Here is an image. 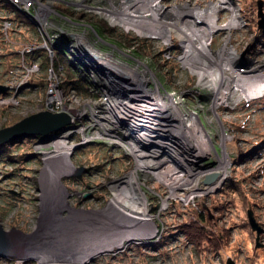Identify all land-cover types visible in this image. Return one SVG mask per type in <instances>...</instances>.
I'll list each match as a JSON object with an SVG mask.
<instances>
[{"label": "rangeland", "instance_id": "rangeland-1", "mask_svg": "<svg viewBox=\"0 0 264 264\" xmlns=\"http://www.w3.org/2000/svg\"><path fill=\"white\" fill-rule=\"evenodd\" d=\"M66 1L56 4V8L72 20L83 23L75 25L77 29L87 31L89 28L90 32L87 33L90 37L96 39L97 45L110 52L115 60L129 62L139 70H152L162 87L168 90L186 91L184 103L181 105L184 112L196 111L199 114L220 153L222 126L224 131L232 136L228 141V150L234 151L230 154L233 172L218 192L197 197L198 208L178 207L174 212H162L160 217L165 223L163 236L159 242L149 244V248L155 249L152 250L155 254L140 252L134 259L108 257L102 264H228L229 259L234 260L235 264H264V95L253 100L242 99L237 105L230 103L231 107L220 105L217 112L221 120H218L212 111L215 92L202 85L199 76L183 64L180 57L184 53V45L175 31L172 32V41L166 43L163 39L141 36L134 30L128 31L122 25L113 24L110 18L94 11L95 9L88 10ZM161 1L166 6L188 1L192 6L204 7L209 1L217 0ZM233 1L239 5L242 23L237 28L215 32L210 41L211 49L218 50L222 47L230 34L228 44L238 53L243 55L245 52L250 60H264V33L258 25L259 0ZM84 2L93 6L109 7L104 0ZM230 15L229 9H221L218 22H227ZM96 19L105 20L112 32H99L94 23ZM63 23L65 27L70 26L68 22ZM86 24L93 26L104 41L98 39ZM50 35L52 41L62 37L55 38L52 32ZM62 38L66 42L67 38ZM26 39L43 41L39 35L33 33L0 32V85L7 87L4 92H0V129L13 125L32 113L47 109L50 101L47 94L48 85L53 81V76L68 77L69 70L74 76L80 75L76 67L68 64L53 66L48 50V53L34 51L32 54H23L24 46L29 44ZM59 43L63 46L61 41ZM139 60L142 63H139ZM28 62L39 66L30 70ZM233 63L238 66L234 61ZM245 64L250 66L248 61ZM147 75L152 77L149 72ZM84 82L90 86L88 94H96L89 81ZM14 145H9V148H4L3 151L4 158L9 161L0 160V222L6 230L17 227L28 234L35 230L41 220L43 204L40 199V170L43 161L32 152L31 147L24 145V142L23 146ZM118 149L120 148L113 150L105 143L95 141L73 151V162L77 168L82 166L85 170L80 176L75 174L63 178V183L71 193L68 200L72 205L77 208H101L113 197L115 190L110 185L111 181L119 180L125 173L134 169L127 157L123 156L122 150ZM28 151L33 153L31 158L20 157L29 153ZM145 174L138 171V181L145 194L152 195L148 188L150 186L155 187L162 197L170 196L169 191L158 179ZM232 181L238 183L233 189L227 187ZM86 194L90 196L86 197ZM182 196H185V193ZM52 197L50 208L54 207L58 200L54 195ZM201 209H204V212ZM250 209L263 228L260 234L250 224ZM194 221H199L208 231L209 237L205 235L199 241L191 239L184 226ZM0 261L5 264H17L18 258L12 260L6 257ZM25 262L23 263L39 264L32 258ZM92 264L99 262L94 261Z\"/></svg>", "mask_w": 264, "mask_h": 264}, {"label": "built area", "instance_id": "built-area-1", "mask_svg": "<svg viewBox=\"0 0 264 264\" xmlns=\"http://www.w3.org/2000/svg\"><path fill=\"white\" fill-rule=\"evenodd\" d=\"M63 1L66 0H0V32H23L39 35L43 41L26 39L29 44L24 46L23 54H32L34 51L47 52L46 50H48L53 66L59 67L68 64L76 67L80 75L75 77L89 81L95 89L93 92L96 94H88L90 86H87L88 92H84L81 89L78 90L73 84H66V76L60 78L53 76V81L48 85L47 94L50 101L46 107L54 113L63 111L70 113L72 116L71 123L48 139L41 137L24 138L13 144L23 146V142H31L32 152L40 156L42 161L46 159L45 153L50 152L48 156L56 160L57 166L55 168L62 164V159L58 155L61 153L60 144L63 141L65 144L73 145V151L82 145L95 141L103 142L113 150L120 148L123 156L127 157L134 169L125 173L119 180H112L110 184L112 188L125 183L133 173L139 180V171V173L150 174L158 179L162 186L169 191L170 196L164 198L156 191L155 187L148 186L152 195L145 194V199L150 213L148 219L150 223L148 222L142 228L143 230L155 228L156 231L149 238L127 241L124 247L112 249L86 264H92L94 261L102 264L104 259L108 257L112 259L132 257L134 259L137 258L135 256H139L140 252L147 255L155 254L152 251L155 249L149 248V244L159 242L163 236L165 223L160 217L161 213L174 212L175 208L178 207L198 208L197 197L201 194L216 193L211 192V190L202 193L200 190H203L202 187L205 186L203 179L209 173H219L220 176L215 182H218L222 176L223 170L218 163L219 156L216 154L205 155L199 147L176 137L175 131L180 129V122L170 116L169 104L178 101L180 105H183L186 91L168 90L164 86L162 87L159 81L147 77L146 70H139L137 66H132L126 61L115 60L110 52L97 45L96 39L90 37L87 33L90 32L89 28L87 31L77 29L76 26L83 23L72 20L56 8V4ZM84 1L71 0L66 2L76 3L88 10L106 7L93 6ZM104 1L108 3V0ZM98 12L100 13V10ZM63 21L68 22L71 27H65ZM85 26L91 27L95 36L100 40L102 39L93 26L89 24ZM50 32L54 33L55 38L58 36L67 38L66 42L62 37L52 41ZM60 41L63 46L60 45ZM112 58L121 64L124 70H111L108 64ZM248 59L246 55L236 51L233 61L241 66ZM27 66L32 70V67L39 65L28 62ZM130 69H132L131 72ZM134 70L137 71L138 76H134ZM121 72L127 73L130 78L126 79L121 76ZM236 103L235 105H237ZM220 105L232 106L226 102H222ZM167 107L168 109H164ZM72 109L76 110L75 114L71 112ZM226 134L228 137L225 146L229 161L227 179L233 172V161L230 154L234 151L233 149L231 152L228 150V141L232 136ZM209 135L211 142H213L211 134ZM214 144L216 146L215 141ZM73 151L70 154L73 169L65 177L73 176L77 171V165L71 157ZM220 154L222 155V151ZM0 160L9 161L4 158V153H0ZM147 160L151 161V166L161 167L157 169L158 171L164 170L166 172L164 174L166 181H162L158 174L140 167L141 164L145 165ZM141 183L145 185L144 182ZM214 183L209 186H214ZM173 184H175L174 188H172ZM64 188L67 193L66 196L71 195L66 184H64ZM171 188L175 192L174 195L171 194ZM184 193L185 196H182ZM176 201H180V203L178 204ZM201 211L204 212V209ZM182 223L183 221L180 225ZM142 249L149 251V253ZM6 257H10L12 260L17 259L15 256L0 254V259ZM26 257L22 258L23 260L18 258L17 264H24L25 261H29L30 257ZM0 264L5 263L0 261Z\"/></svg>", "mask_w": 264, "mask_h": 264}, {"label": "bare ground", "instance_id": "bare-ground-1", "mask_svg": "<svg viewBox=\"0 0 264 264\" xmlns=\"http://www.w3.org/2000/svg\"><path fill=\"white\" fill-rule=\"evenodd\" d=\"M115 1L108 0L109 7L93 10H100L113 24L122 25L128 31L134 30L141 36L163 39L166 43L172 41V32H176L184 45V53L180 57L183 64L199 76L202 85L215 92L212 111L218 120L221 119L217 107L222 102L233 104L242 99L253 100L264 95V65H261L264 60L249 58L250 66L234 65L236 49L228 44L230 34L218 50L210 47L215 32L221 29L231 30L241 25L239 5L235 1H209L204 7L192 6L188 1L170 6H166L161 0ZM221 9L231 11L230 18L225 23L218 22ZM111 56L113 57L112 54ZM108 67L116 71L124 70L113 58ZM133 72L134 76H138L136 70ZM148 72L153 77L151 78L158 82L153 71L149 69L145 72L146 76ZM169 106L172 119L180 122V129L175 131L176 137L199 147L205 155L219 156L222 176L214 186L205 185L203 190H200L202 193L208 190L219 191L229 175L225 146L228 135L223 126L221 155L214 141L211 142L208 129L196 111L184 112L178 101ZM60 151L58 157L62 159V164L57 168L56 160L48 156L50 152L45 153V165L40 175L42 215L35 230L25 234V239L31 247V254L26 258L35 259L39 264H86L112 249L124 247L127 241L149 238L156 231L155 228H142L148 224L150 213L146 206L145 192L140 187L135 173L129 176L125 183L113 188L115 193L104 207L87 209L72 205L66 196L63 178L73 169L70 162L73 145L63 141ZM151 164V161L147 160L146 164H141L140 167L158 174L162 181H166V172L158 171L161 167ZM174 187L175 184L172 188ZM51 194L55 199L58 198L52 208L49 207L53 198ZM171 194H175L173 189Z\"/></svg>", "mask_w": 264, "mask_h": 264}, {"label": "water", "instance_id": "water-1", "mask_svg": "<svg viewBox=\"0 0 264 264\" xmlns=\"http://www.w3.org/2000/svg\"><path fill=\"white\" fill-rule=\"evenodd\" d=\"M258 15L260 17L258 25L264 33L263 0L258 1ZM245 54L244 52L243 55ZM120 75L126 79L130 78L129 75L124 72H121ZM6 89L7 87L0 85V92H4ZM71 112L75 114L76 110L72 109ZM71 119V114L65 111L54 113L49 109H45L32 113L15 122L13 125L0 129V147L9 143L18 142L24 138L41 137L42 139H48L54 133L65 129L71 123ZM84 170V167H78L76 175H82ZM219 176L218 172L209 173L203 179V183L205 185H211ZM85 196L89 197L90 194H86ZM248 216L252 228L257 230L258 234H260L263 228L257 222L253 210L250 209L248 211ZM30 248V244L25 239V233L21 229L13 227L10 230H6L0 222V254L25 258L31 252ZM228 264H235V262L229 259Z\"/></svg>", "mask_w": 264, "mask_h": 264}, {"label": "trees", "instance_id": "trees-1", "mask_svg": "<svg viewBox=\"0 0 264 264\" xmlns=\"http://www.w3.org/2000/svg\"><path fill=\"white\" fill-rule=\"evenodd\" d=\"M94 23H95V25L97 27V30L99 32H101V33L102 32H107V33H109V32L111 33L112 32L111 27L108 26V24H107V22L105 20H103V19H96V20H94ZM60 57H61V55H60ZM67 73H68V77L66 76V80H65V83L66 84H73L74 86H76L77 88L81 89L82 91L88 92L87 83H85L84 80L75 77L74 74L70 70ZM11 144H13V143H9V144H6V145H3L2 147H0V153H2L4 151V148H9V145H11ZM24 145H27V146L31 147L29 143H24ZM31 156H32V153L29 152L27 154L21 155L20 157H24L25 158V157H31ZM237 185H238V183H235L234 181H232V182H229L227 184V187L230 186V188L233 189ZM227 187H225V188H227ZM184 228H185V231L191 237V239H194L195 241H199L205 235L207 237H209L208 231L206 229H204L199 224V221H194V222H192L190 224H186L184 226Z\"/></svg>", "mask_w": 264, "mask_h": 264}]
</instances>
